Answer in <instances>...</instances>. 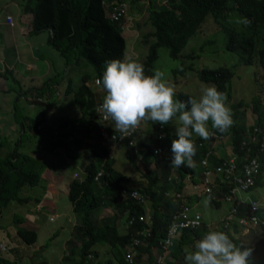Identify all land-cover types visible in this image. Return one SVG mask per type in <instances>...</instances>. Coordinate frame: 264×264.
Masks as SVG:
<instances>
[{"label": "trees", "instance_id": "16d2710c", "mask_svg": "<svg viewBox=\"0 0 264 264\" xmlns=\"http://www.w3.org/2000/svg\"><path fill=\"white\" fill-rule=\"evenodd\" d=\"M19 1L22 9L32 15L33 33L50 31V45L58 56L64 59L66 72L68 73L71 65H76L74 68L75 75L79 79L78 87H72V79L69 76L64 94L70 99L69 104L76 107L77 110L69 118L61 116L56 125L44 111L43 107H46L50 113H58L53 110V107L61 103V93L54 89L49 91V88H54L58 77L47 88L37 92V94L40 93V97L36 100L41 108L36 112L31 109L27 110L23 101L24 104L21 105L24 106L25 116L19 115L18 118L15 116L16 120H13L12 113L16 115V109L20 107L18 101L13 103L11 112L9 111L8 114L9 120L15 121L18 125L15 145L19 146L20 143L23 145L24 140H27L30 155L18 154L15 149L5 161L0 160L1 208L11 201L22 204L34 200L35 204H40L42 200L28 198L26 194L25 197H19L18 192L26 186L30 188L37 186L41 181V173L48 170L58 172V165L46 164L57 154L56 152L62 151L66 161H70L73 159V155H76L77 148L86 147L80 154L85 163L83 175L80 179L69 180L66 188L71 210L80 217V222L69 230V235L72 237L64 243L63 257L73 256L70 260L71 264H102L96 250L97 245H102L106 252L109 251L108 253L115 264H125L124 254L132 242L138 239L140 246L137 251H139L140 257L145 256V264H155L156 254L162 252L160 244L166 237L169 218L178 211L181 204L192 207L206 197L211 205L218 208L220 202L225 201L224 197L228 196L229 190L225 188L222 189V195L219 196L220 190L216 191L217 186L214 187L213 195L201 194L198 165L202 159H205L208 151L211 155L210 169H214L215 166L223 167L224 164L228 168V163L224 159L235 156L238 159L234 162L235 171L241 172L252 159H257L259 171L252 175L254 184L246 195H250L255 190L264 166V144L262 148L261 144L258 145L261 148L259 150V147L253 144L247 145L244 142L248 141V137L254 129L258 131L264 129V106L259 97L253 99L252 113L256 117L253 125L248 126L245 123L244 112L239 111V108L246 107L247 104L240 101L238 104L228 106L233 123L227 131L220 133L216 129H208L210 134L222 137L224 144L228 141V155H221L224 146L216 148L214 145L213 148H210L204 144L203 147H199V144L204 143L205 139L195 136L192 137L196 149L195 154L190 162L186 160L178 168L170 165V144L171 140L176 138L173 128L174 119L163 126L158 122L141 120L149 127L148 131H145V135L148 136L147 142L141 141L137 137L136 127L122 132L115 127L111 118L105 123L102 122L101 112L104 114L105 112L100 106L106 93L101 86L97 85L96 81L102 75L105 61L125 59L127 37L130 35L125 28L126 18L131 17L133 10L142 12L140 2L143 0ZM121 5H125L127 15L120 16L115 21L109 19L107 13L112 12L114 8H120ZM144 11L147 17L142 27L147 30L143 45L146 47L147 53L145 58L139 62L144 65L146 75L153 73L159 49H166L169 57L177 61L180 53L208 16L213 17L225 33L224 49L235 53L239 57L240 63L245 66H251L256 60L257 66L262 69L264 74V0H150ZM234 12L242 17L241 20H247L248 23H240L241 27H238L235 22L240 19ZM228 16H234V18L227 22ZM229 25L233 29H229ZM211 42L208 41V43ZM82 63L86 66L85 68L91 67L92 71L79 73L78 71L83 67ZM3 71L0 73L2 80L7 79V75H13L9 70L4 69ZM186 71H192V69H176L172 70V74L177 77L178 74ZM194 77L204 84L215 85L217 90L226 96L227 106L231 94L229 83L233 78V73L229 68L225 66H219L214 70L204 68L197 71ZM90 80H94L93 88L89 86ZM254 86H256L255 83ZM98 88L101 90L98 91ZM175 98L186 101L193 96L180 92ZM160 127L163 129L159 130ZM102 129L105 131L104 144L100 140ZM128 131H133V135L123 138L122 134ZM159 131L163 132V139L158 138ZM112 136L122 139L120 141L111 140ZM32 139H34L33 144L31 143ZM39 142L41 144L43 142L45 147H42ZM220 142L221 140H218L216 143ZM119 148L125 150L128 161L139 172L140 175L138 174L137 178H130L114 169V161L110 153L113 156V151ZM36 149L39 150V153L35 152ZM156 149H160V154L154 152ZM138 163L141 164L143 170L141 168L139 170ZM149 164L153 166L154 172L145 169ZM99 172H102V175L97 178L96 175ZM171 175L176 176L173 184L168 182ZM214 175H216L215 170ZM187 177H190L191 183L198 187L195 194L187 195L186 200L173 199L172 197L165 199L164 194L167 192L183 191L186 187ZM122 189L135 190L142 197L144 204L131 199L129 195H122ZM218 197L219 199H217ZM249 199L262 202L253 197H245L243 201L245 203L235 205L236 220H224L227 222L226 224L219 222L217 230L225 232L236 247L250 248L249 258L251 263L255 264L257 261L254 255L264 244V238L262 239L264 227L258 226L249 229L245 234V230L238 227L237 223L238 219L248 214ZM225 202L229 204V208L221 220L227 217L231 210L230 202ZM110 207L114 213H111ZM106 210L108 216L104 217L103 213ZM98 211L102 213L98 218H95ZM93 212H96L94 216ZM263 213L262 209L261 215ZM0 214L2 215L1 209ZM139 216H148L150 223L147 225L140 223ZM14 217V227L9 226L8 229L12 232L10 237L12 244L18 242V245L11 247L10 250L4 245L1 252L7 251L6 257L11 254L17 257L15 253L20 251L21 255L25 254L29 246L41 248V245H36L39 236L36 231L22 226L25 221L23 215ZM117 217L126 223L132 221L130 226L127 225L124 233L119 232ZM206 222L204 220L199 228L191 232L180 233L170 252V258H166L164 264H184L182 252L184 246L192 245L205 233L214 230L210 226L207 227ZM141 227L145 228L149 237L142 238L136 235ZM242 237L247 238L245 242ZM255 239L259 240L258 244L261 242L262 244L260 246L256 244ZM6 257H0V264L8 262ZM139 261L140 258H138ZM107 264H112V262L109 260Z\"/></svg>", "mask_w": 264, "mask_h": 264}, {"label": "rangeland", "instance_id": "374dc122", "mask_svg": "<svg viewBox=\"0 0 264 264\" xmlns=\"http://www.w3.org/2000/svg\"><path fill=\"white\" fill-rule=\"evenodd\" d=\"M8 2V5H18L21 4L19 0H6ZM150 0H143L140 2L142 10L141 13L138 12V10H133L131 13L130 18H126V29L129 32V36L127 37V47H126V55L125 59H133L137 61H141L145 58L147 49L143 45L144 36L146 33V28L142 27L143 23L147 17V14L145 13L144 9L149 5ZM12 3V4H11ZM1 13V9H0ZM238 19H242V17L234 12ZM15 16V15H14ZM234 16H228L227 22H230L231 19H233ZM15 20V18H14ZM239 20V21H240ZM238 27L240 26V23L238 21L235 22ZM213 17L208 16L206 17L203 24L200 26V29L196 32V34L189 40L186 47L183 49V51L179 55V59L177 61L172 60L169 55L168 51L164 48L158 50V58L157 61L154 64V70H160L164 74L165 80L174 88L175 96L178 95L180 92L190 94L193 96L194 99H198L201 95V88L204 84L200 81H197L194 77V74L197 71H200L204 68H208L211 70L216 69L217 67H227L230 69V71L233 73V78L231 82L229 83L230 86V96H229V102L227 104V107L232 104H238V102L243 101L246 103V107H240L239 111L244 112V120L245 123L249 125H253L255 122V115L252 113V107H253V99L255 97H259L261 100L262 105L264 106V74L261 68L257 66V61L254 60V63L250 66H245L240 63L239 57L232 52H228L224 49L223 41L225 38V33L223 29L218 26ZM229 29H233L231 25H229ZM264 37V36H263ZM208 41H212L211 43H208ZM21 42V41H20ZM19 42V43H20ZM3 46V40L0 39V49ZM26 47V46H25ZM35 52L37 50L35 49ZM45 52V51H44ZM54 54V57L52 59H48L49 66L51 65L50 71L51 75L58 77L56 84L54 85V91L61 93V103H59L57 106L53 107L54 111H57L58 113H50L49 110L46 109V107H43L44 111L46 112L47 116H49L52 119L53 124H57V121L59 118L67 117L69 118L76 112V107L69 104L70 99L65 97V90H66V83H67V77L65 76H71L72 77V83L73 87H78V77L75 75V69H72L71 73L65 74L64 72V66L65 61L60 56H58L57 53L54 51L52 52ZM46 54V53H44ZM1 55V54H0ZM47 55V54H46ZM5 57L8 61L12 60V57L15 59L14 64L15 67V78H24L25 70L22 64L20 63L22 60L21 52L18 49L16 50H7V53L5 54ZM7 61V62H8ZM238 62V64H237ZM59 66L58 71H56V66ZM81 70H79V73H89L92 71L91 67L85 68L86 66L82 63ZM183 69V68H191L192 71H186L182 74L176 75L172 74V70L176 69ZM153 70V71H154ZM60 71V72H59ZM78 73V75H79ZM13 74V73H12ZM8 78L6 80H10L9 84L13 82V80H16L12 76L7 75ZM176 77V79H175ZM94 79V78H93ZM56 80V78L54 79ZM94 80L89 81V86L91 88L94 87ZM254 83L256 86H254ZM50 85V83L41 84V89H45ZM212 85V84H209ZM2 90V92H1ZM101 89L98 88V91ZM0 94H3L2 97H7L9 93L7 94L6 91L0 88ZM37 94V93H36ZM38 95V94H37ZM226 98V96H225ZM57 100V99H56ZM23 101L20 102V107L16 109V115L12 113V119L16 120V117L18 118L19 115L25 116L24 113L25 110L23 109ZM263 109V108H262ZM9 111L11 112V108L7 111V114L2 115L0 113V116L3 118V120L6 121V126L3 130H0L1 133L4 134V139H0V160L7 159L9 155L16 149V152L18 154L22 153L26 155H30V151L28 149V142L27 140H24L23 145L20 143L19 146H16L15 141L17 138L16 130L18 128V125L13 120H9ZM16 116V117H15ZM0 117V119H1ZM179 126V122L177 119H174L173 121V128L174 131L176 127ZM211 122L208 123V129H211ZM149 127L146 126L145 123H142L141 121L136 126V132L138 134L139 139L148 141V136L145 135V131H148ZM197 135L193 134L192 137H195ZM228 139V138H227ZM226 139V140H227ZM34 139H32L31 143L33 144ZM90 141V140H89ZM226 142V141H225ZM42 147H45V145L41 144ZM216 148L219 146H224L222 151V156H226L229 154L228 148L229 143L227 141L226 144H224L221 140L220 143L215 144ZM32 148V147H31ZM35 150V148H32ZM35 152L39 153V150L36 149ZM33 155V153H32ZM38 157L40 159V155L38 154ZM43 158V156H42ZM78 155H73V159L70 161L73 162L76 165H78V162H82L79 159ZM113 161H114V169L128 175L130 178H137V175L139 172H137L133 166L130 164L126 157V152L124 149L119 148L115 149L113 151ZM56 156H54V159H50L47 165H53V162L55 161ZM73 164V163H72ZM137 166L140 170L141 164L138 163ZM57 166L58 164H54ZM79 166V175L82 176L83 169ZM73 167H67L66 163L62 164V168H58L59 173L63 177V179H60V182H62V188L58 189V194L56 195V198H45V201L51 200L53 201V206L55 207L54 210L47 209L48 215L41 217L43 224L40 227L37 228V231L41 232L38 236V241L36 245H41V248H34V247H27V253L22 254L20 251L17 254V257L14 256V254H11V256L6 257L8 255V252H0V257H6L5 264H25V259L29 256L33 258L31 259V264H69L70 260L73 258L71 257H63L62 251L64 249V243L68 240L69 236V230L71 226L75 225L76 223L80 222V217L74 214L71 210V206L69 204L68 198H67V182L71 180V171ZM146 169V168H145ZM141 170H143L141 168ZM44 173L40 174V179L42 178ZM57 172H55L54 175H56ZM140 175V174H139ZM142 175V172H141ZM132 179V180H133ZM186 189L189 191V185L186 186ZM44 188L42 187H24L21 191L18 192L19 197H25L24 195H28V198L31 197V199H38L41 201V196L43 194ZM253 196L256 200H261L264 202V166L261 171V175L259 177V184L257 187H255V190L250 194ZM250 195H247L250 197ZM240 197H243V194L239 195ZM165 197V196H164ZM165 199H167L165 197ZM207 200V202H205ZM33 201V202H32ZM34 200H29L28 202L19 204L17 202H9L4 208L0 209L2 210V214L4 215V219L6 223H2L0 226V243L1 245L7 246L10 250L11 247H17L18 242L13 243L10 240V237L12 235V232L9 228V226L14 227V221L15 217L23 215L25 224L29 225L31 219L28 217L30 213L26 212V210L35 209L36 204L34 203ZM50 203V202H47ZM193 210L195 212L200 213L201 217L204 218L206 224L210 225L211 229H214L212 231L217 230V224L220 222L221 218L225 216L228 212L229 204L225 201L220 202V206L218 208L211 205L208 199L206 197L202 198L201 201L193 206ZM6 211L4 212V210ZM109 209V208H108ZM148 209V207H146ZM111 213H114L112 208L109 209ZM54 212H57L58 217L54 222L50 221L48 219L51 214H54ZM101 211L97 212V216L95 218H98V216L101 215ZM149 214V212H147ZM96 214V212H93V216ZM104 214V215H103ZM102 215L108 216L107 210L104 211ZM6 215V216H5ZM35 215H38L36 212ZM118 218V217H117ZM118 226H119V232L124 233L126 228V222H124L123 219L118 218ZM37 224L39 225V222L37 221ZM36 230V229H35ZM247 234L248 232H245ZM57 234V235H55ZM55 235V236H54ZM54 236V237H53ZM53 237V238H52ZM179 237L176 236L173 238V243L175 245L176 239ZM52 238V239H50ZM244 242L246 237H242ZM264 237L262 236V239ZM71 239V238H70ZM254 242L258 244L259 240L255 239ZM264 243V240H263ZM262 244H258L259 246ZM258 246V247H259ZM185 247V246H184ZM25 249V248H23ZM96 250L98 251V255L100 257V262L102 264H107L108 261L112 262V264H115L113 258L111 255L106 252L105 248L100 245L96 247ZM26 256V257H24ZM255 260L257 261L255 264H264V244L260 247V249L257 251V253L254 255ZM249 260H251L249 258ZM252 264V263H251Z\"/></svg>", "mask_w": 264, "mask_h": 264}, {"label": "clouds", "instance_id": "9594fccd", "mask_svg": "<svg viewBox=\"0 0 264 264\" xmlns=\"http://www.w3.org/2000/svg\"><path fill=\"white\" fill-rule=\"evenodd\" d=\"M111 13H107L109 19H111ZM124 15H127L126 10ZM6 22L11 27L14 24L10 16L6 17ZM238 22L248 23L247 20ZM75 66L71 65L68 73H71ZM66 70L67 68L64 66V72L68 74ZM65 77L69 78V76ZM96 83L106 93L100 107L106 116L111 118L115 127L122 132L136 127L141 120L158 122L161 126L170 120H178L179 126L175 129L176 138L171 140L170 144V165L177 168L186 160L190 162L195 154L193 134L205 139L203 144L213 148L214 138L209 136L208 123L211 122V127L220 133L227 131L233 123L231 111L225 103V95L218 91L215 85H203L198 99L179 100L175 98L174 88L165 80L164 74L160 70H154L151 75H146L144 65L137 60L111 59L105 61L102 75ZM161 128L163 129V127ZM102 132L105 133L104 129L100 131V140L104 144ZM159 138L163 139V134ZM81 148L82 150L86 149V147ZM60 153L62 151L55 155L57 159L61 157ZM110 156L112 157V153ZM77 169V173H71V180L80 179L79 168ZM98 174L97 178L102 175V172ZM173 176L175 175H171V177ZM169 178L168 182L172 184L173 182L169 181ZM132 195L135 196L136 193L132 192ZM262 209L264 212V207ZM262 215L264 216V213ZM193 223H198V221H193ZM182 252L184 264H251L249 260L251 249L236 247L229 236L219 230L205 233L192 245L185 246Z\"/></svg>", "mask_w": 264, "mask_h": 264}, {"label": "crops", "instance_id": "0c3cea01", "mask_svg": "<svg viewBox=\"0 0 264 264\" xmlns=\"http://www.w3.org/2000/svg\"><path fill=\"white\" fill-rule=\"evenodd\" d=\"M0 9H1L0 39L3 40V46L0 49V54H1L0 55V73H3L4 69L9 70L11 73H13L12 77L15 78L14 75L16 76L15 74L16 65L13 63L15 59L12 57V60L8 61L7 58L5 57V54L7 53V50L8 51L16 50L19 48L21 52V57H22V60L20 63L24 67L25 75H26L24 78H18V77L15 78L16 80H13V82L10 84H9L10 80H6L5 78L3 80H5L6 82H4L0 77L1 79L0 88L3 89V91L5 90L6 93L7 92L9 93V95L5 98L2 97L3 94H0V113L2 115L7 114V111L13 106V103L15 101H18V103H20V101H24L27 107V110L31 109L36 112L37 110L41 108V106L36 100L40 97L39 96L40 93L38 95H36V93L42 90L40 85L41 84L44 85L46 83L51 84L53 80L56 78L55 76L51 75V71H50L51 65L49 66V62H48V59H52L54 57V54L52 53L54 50L51 47L50 41H49V38L51 36L50 32L42 31L40 33L38 32L33 33L32 32L33 28L31 25L32 15L30 13L25 12L22 9L20 4H18L17 6L16 5L9 6L6 0H0ZM7 16L12 17V20L14 22L12 27L9 26L6 22ZM35 49L37 50V52H35ZM44 53H46L47 55ZM58 69H59V66L57 65L56 71H58ZM49 91H53V88H49ZM5 126H6V121L3 120V118L1 117L0 130H3ZM0 139H4L3 133H1ZM215 143L216 141L212 142L213 147ZM39 144L41 145V142H39ZM81 150H82L81 147L80 149L77 148L76 155H78V157L80 156L79 159L82 162H78V165H80V168H83L85 163H84V159H81V155H80ZM60 156H61V159H55L53 164L55 163L58 164V166L61 169L62 164L66 163L67 167H73L71 173L76 172L78 170L77 168H79V166L74 163V160L73 162L66 161L65 155L63 152L60 153ZM146 169H148L149 172H154V168L151 164H149V166L146 167ZM55 172L56 171H49V170L47 172H43L44 174L41 178L40 183L37 186H35L36 188L37 187L44 188V191L42 194V201L40 202V204H36L35 209L26 210V212L30 213L28 217L31 219V221L29 225L25 224L26 226H24L22 224L23 227L30 228L36 231L38 235L41 232V228L39 230L40 232L37 231V228L42 225H45L43 224L41 217H44L49 214L47 212V209H44V208H48L51 210L55 209V207L53 206V201L51 200L45 201L44 199L45 198L51 199L53 197L56 198V195L58 194V189L62 188L61 183L63 181L60 182V179H63V177L59 173V170L56 175H54ZM244 197H247V195H245ZM250 197H253V196L250 195ZM47 202H50V203H47ZM5 211L6 209L4 210V212ZM36 212L38 213V215H35ZM3 217L4 215L0 214V226L2 225V223L7 222V221L5 222V219ZM57 217H58L57 212H54V214H51L48 219H50L51 221H55ZM37 221L39 222V225L37 224ZM69 236L70 237L68 238L67 241H69L70 238L72 237L71 235ZM0 246H4V245H1L0 243ZM1 248L3 247H0V252L2 250ZM31 259L33 260V258H26L25 264H31L32 263Z\"/></svg>", "mask_w": 264, "mask_h": 264}, {"label": "built area", "instance_id": "2783aa9c", "mask_svg": "<svg viewBox=\"0 0 264 264\" xmlns=\"http://www.w3.org/2000/svg\"><path fill=\"white\" fill-rule=\"evenodd\" d=\"M125 14V5H121L120 8H114L110 17L112 20H117L120 16H123ZM8 21L10 22V19L8 18ZM11 25V22L9 23ZM102 122H107L110 120V117H107L106 114L102 113ZM161 130V127L159 128ZM133 134V131H128L126 133L122 134L123 138H129ZM163 134V132L159 131L158 138ZM102 138L104 140V132L101 133ZM164 136V135H163ZM209 136L213 137V141L222 140V137H218L215 134H210ZM111 140H117L120 141L122 138L118 139L115 136H112L110 138ZM160 139V138H159ZM245 144H253L257 147L258 145L264 144V129L262 131H258L257 129H254L253 133L249 135L248 141L244 142ZM204 144L200 143L199 147H203ZM259 147V150L261 149ZM210 150V149H209ZM262 151V150H261ZM156 154H160V149H156L154 151ZM210 153L207 152L205 159H202L201 162L198 165V171L200 173L199 180H200V188H201V194L205 196H211L214 194L213 190L214 187H218L216 191L219 192V196L222 195V189H228L229 193L228 196L225 198V201L230 202L231 210L227 217H225L220 222H224L226 224V221L230 220H236L235 216L237 215L236 210V204H242L245 203L244 198L240 197V194H246L250 192V187L253 186L254 182L252 180V175L256 174L259 171V164L257 163V159H252L248 166H245L244 169L239 172L235 171V160L238 159L235 158V156H230L229 159H224L228 163V168L225 167V164L223 167L215 166L214 169H210ZM214 170L216 172V175H214ZM100 175V174H98ZM213 175V178H211ZM176 180V177L173 176L169 178V181ZM173 184V183H172ZM185 185H189V191L187 189H183V191L173 193V192H167L164 194L166 198L172 197L173 199H179V200H186V196L189 194H195L198 190V187L191 183L190 177H187L185 180ZM215 191V192H216ZM132 192H135L136 195L133 196ZM122 195H129L131 199H134L138 201L140 204H144V201L140 195L137 194L135 190L128 191L127 189H122L121 191ZM219 199V197L217 198ZM249 203V212L247 215H245L243 218L238 219V227L243 228L245 232H248L249 229L256 228L258 226L264 227V216L261 215V210L264 207V202L260 201H253L252 199L248 200ZM194 207L186 206L185 204H181L178 208V211L173 213L168 221V226L166 230V237L161 242V249L162 252H159L155 256V264H164V260L166 258H170V252L173 248V238L178 236L180 233L186 232V231H192L197 228H199L202 225L203 218L201 217L200 213L195 212L193 210ZM226 220V221H224ZM138 221L142 224H149V217L148 216H139ZM193 221H198V223H193ZM132 221H128L126 223L130 226ZM207 226V225H206ZM208 227V226H207ZM137 236H140L142 238L149 237V234L145 231L144 227H141L137 231ZM140 241L138 239H135L132 244L130 245V248L126 251L124 254V262L125 264H145V256L140 257L139 251V245ZM3 249V248H2ZM138 258H140V261L138 262Z\"/></svg>", "mask_w": 264, "mask_h": 264}]
</instances>
